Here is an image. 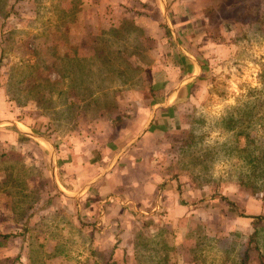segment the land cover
<instances>
[{
	"label": "rangeland",
	"instance_id": "374dc122",
	"mask_svg": "<svg viewBox=\"0 0 264 264\" xmlns=\"http://www.w3.org/2000/svg\"><path fill=\"white\" fill-rule=\"evenodd\" d=\"M81 1L0 0V120L23 121L51 139L69 174L74 158L91 154L88 180L106 147L118 148L108 146L115 136L106 117L127 106L119 101L132 92L124 83L138 81V107L150 110L154 80L164 78L157 73L162 53L187 58L160 11L159 29L168 41L162 32L150 38L129 23L100 37L89 53L73 48L68 33ZM213 1V14L192 26L191 54L202 66L198 78L182 91L168 126L159 122L138 141V178L149 172L164 178L144 192L138 215L125 221L116 209L104 205L102 211L106 195L87 205L65 199L61 205L51 152L35 138L20 135L12 143L8 136L16 126L0 124V264H20L25 244L27 255L43 264H242L246 250L248 264H264V3L251 12L244 5L230 10L240 0ZM174 73L183 79L187 72ZM168 182L192 208L189 214L168 216L165 197L154 205ZM33 209L35 227L25 232Z\"/></svg>",
	"mask_w": 264,
	"mask_h": 264
},
{
	"label": "crops",
	"instance_id": "0c3cea01",
	"mask_svg": "<svg viewBox=\"0 0 264 264\" xmlns=\"http://www.w3.org/2000/svg\"><path fill=\"white\" fill-rule=\"evenodd\" d=\"M203 1L204 0H82L81 9L77 18L74 19L72 27L68 33L69 42L73 48L82 47L81 50L85 49L86 52L89 53L90 50L88 46L95 44L96 40H99L100 37L111 36L112 29L121 30V28L129 23L134 25L137 29L138 26L142 28L147 37L157 38L159 32H162L160 36L162 37L165 33L159 29L161 26L159 24V13L161 12L169 31H171L169 27L170 24L181 46L192 56L191 53H194L192 51V46L194 45V38H196L192 34V26L194 27L198 24L200 19H206V15L203 9H201L203 7ZM198 6H201V10L197 9L196 11V7ZM166 35L167 34H165V39ZM173 39L178 48L174 36ZM166 41L168 40L166 39ZM73 48L70 49L71 54H75ZM178 52L182 53L179 48ZM131 54L132 56L137 57L138 51H132ZM173 54L174 53H172L171 50L167 49L166 52L162 53L165 58H163V61H161L163 63L157 68V73H160L164 78H156L154 80L153 88L155 90L154 97L156 98V102L149 107L150 110H147L144 107H138V103L140 102V99L138 98V81L135 80L130 83L129 81L124 83V86L129 88L128 91L132 92L126 98H121L122 95L120 94L119 101L127 106L119 107L114 115L106 117L108 118V123L106 124L115 136L113 138L109 135L110 139L108 141V146L115 143L118 145V148L111 152L112 150H110L109 147H106V154L102 157L98 171L92 178L85 180L84 176V171L87 168L88 163L92 162V157H90L91 154L88 153V157L78 156L77 158H74L72 170H70L71 174H69L67 164H63L61 161L62 158L58 153V148L50 139L56 151V181L54 180L53 175L51 177V180L58 191L57 194H54L56 196L58 195V197H55V201L58 199L62 205V201L65 199L70 202L74 201V204L81 201L87 205V202H91L89 200L90 198L96 201L102 195H106V197H104L105 199L103 198L99 202V208L104 211L105 208H103V206L105 205L107 209H116L120 212L119 215H122V218L125 216V221H127V218L131 219V213H138V207L136 206H138V203L144 199V192H152L157 188L159 183L164 182L162 176L159 177L155 174L152 175L150 172L147 173V178L145 180L142 179L141 174V177L138 178V167L142 165V163L138 161V141L140 142L142 138L150 132L149 130L158 125L159 122L165 123V125L168 126L170 123L169 113L173 111L175 104H177L178 101H181L180 98L184 95L182 91L187 89L189 85H192L191 83L198 78V73L201 71L196 62L188 58L184 53L182 54L186 56L187 62L184 60L182 61V58ZM177 68L183 69L184 72H187L183 79L181 76L176 78L174 72ZM119 87L121 88L122 86ZM146 110L149 111V113L147 116H144L143 112ZM144 119H146V122H142ZM8 120L16 121L19 127L23 126V130L28 129L24 131L33 132L32 127L25 124L23 121L20 122L15 119ZM20 124L22 126H20ZM13 125L16 126L15 124ZM144 129L145 131L143 132ZM34 133L40 134L37 132ZM141 133L142 135H140ZM9 134L8 137L12 143H15V140H17L20 135L24 138H33L22 133L18 128L17 131L14 132L13 130H10ZM139 135L140 137L138 139ZM39 140L45 143H42L44 146L40 144L41 149H48L49 152L52 153L48 142L42 139ZM71 147L74 148L75 146L71 144ZM76 149H79V147H76ZM115 166L118 167L116 168ZM167 181L169 180H166V182ZM76 182L79 184L77 185ZM103 188H108L109 190L115 191V193L105 194L101 190ZM171 188L172 184L169 182L160 187L154 205H157L158 208L159 203L162 201L161 199L165 197L168 204V216L177 219L189 214L191 207L189 208V206L184 205L181 201V195ZM97 190L98 193L96 192ZM95 194L98 197H94ZM42 208L43 206H38L37 210H42ZM72 208H74V205H72ZM153 211L155 212V210ZM35 212L33 209L30 215H28V219L24 223L25 232H28L35 227V224L30 222ZM84 214L91 216L93 214V209H86ZM107 214L109 216V213ZM93 225L97 227V223ZM74 226L78 228L79 226L86 225L78 224L76 222ZM113 227V221L109 222L108 229L111 230ZM128 228L130 227L127 226L126 229ZM92 243L93 242L91 241L88 245H92ZM28 244H31V241H28ZM26 250H28V246L25 244L24 255L21 258L20 264L42 263L41 260L34 262L36 259L29 257ZM88 255L89 254H87L86 257Z\"/></svg>",
	"mask_w": 264,
	"mask_h": 264
},
{
	"label": "trees",
	"instance_id": "16d2710c",
	"mask_svg": "<svg viewBox=\"0 0 264 264\" xmlns=\"http://www.w3.org/2000/svg\"><path fill=\"white\" fill-rule=\"evenodd\" d=\"M254 1H255V3L257 5L254 3ZM213 2L214 1L211 0L209 2V4H207L206 8L205 7L203 8L204 13H207V14H210V15L213 14L214 10H216L215 4ZM262 3H264V2L260 1V0H240L239 2H233V4L229 5L228 7L230 8V10H232V9H235V8H240L241 6L244 5L245 7H247L252 12L253 9H257V7L259 8L260 6H262ZM253 4H255V5H253ZM259 14H260L259 9L256 12H254V16L257 18V20L259 19ZM77 48H81V47H77ZM261 218H263V217L262 216H257L258 220L261 219ZM254 236H255V233L250 235V238H249V241H248L249 245H251L253 242H255V237ZM249 248L250 247H248V249ZM244 256L245 257L243 258V263L242 264H248V260H249L248 258H250L249 250H246Z\"/></svg>",
	"mask_w": 264,
	"mask_h": 264
},
{
	"label": "water",
	"instance_id": "95a60500",
	"mask_svg": "<svg viewBox=\"0 0 264 264\" xmlns=\"http://www.w3.org/2000/svg\"><path fill=\"white\" fill-rule=\"evenodd\" d=\"M169 27H170V30L176 40V43L178 45V48L181 50L182 53H184L188 58H190L191 60L195 61L196 64L199 66V68L202 70V66L199 64V62L194 58L192 57L190 54H188L186 52V50L181 46L180 42L178 41V38L176 37V35L174 34V30L172 29L171 25L169 24ZM197 76V75H195ZM2 122H10V123H13L17 126V128L24 134L28 135V136H31L33 138H37V139H42V140H45L48 142V144L50 145L51 147V150H52V153H51V164H52V175L54 177V180L56 181V151H55V147L54 145L52 144L51 140L46 137L45 135H40V134H36L34 132H27V131H24L21 127H19V125L16 123V121H12V120H1L0 121V124ZM145 131V129L143 130V132ZM142 132V133H143ZM142 133L140 135H142ZM140 135L138 136V139L140 137ZM58 184V183H57ZM60 188V187H59ZM61 189V188H60Z\"/></svg>",
	"mask_w": 264,
	"mask_h": 264
}]
</instances>
